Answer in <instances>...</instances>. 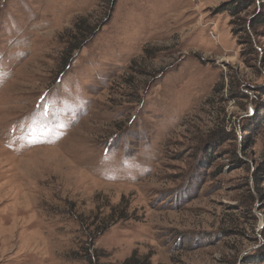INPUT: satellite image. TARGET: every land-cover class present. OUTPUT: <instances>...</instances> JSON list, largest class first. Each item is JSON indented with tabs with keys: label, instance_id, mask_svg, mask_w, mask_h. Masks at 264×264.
I'll use <instances>...</instances> for the list:
<instances>
[{
	"label": "rangeland",
	"instance_id": "1",
	"mask_svg": "<svg viewBox=\"0 0 264 264\" xmlns=\"http://www.w3.org/2000/svg\"><path fill=\"white\" fill-rule=\"evenodd\" d=\"M133 254L264 264V0H0V264Z\"/></svg>",
	"mask_w": 264,
	"mask_h": 264
},
{
	"label": "trees",
	"instance_id": "2",
	"mask_svg": "<svg viewBox=\"0 0 264 264\" xmlns=\"http://www.w3.org/2000/svg\"><path fill=\"white\" fill-rule=\"evenodd\" d=\"M81 24H80V28L83 29L84 22H82ZM146 260L147 258H145L142 262V259L138 255L133 254L131 257L126 259L122 264H149L148 262H145Z\"/></svg>",
	"mask_w": 264,
	"mask_h": 264
}]
</instances>
